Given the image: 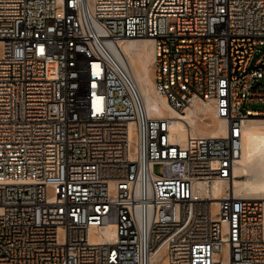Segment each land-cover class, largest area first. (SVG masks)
I'll return each instance as SVG.
<instances>
[{"label":"built area","instance_id":"built-area-1","mask_svg":"<svg viewBox=\"0 0 264 264\" xmlns=\"http://www.w3.org/2000/svg\"><path fill=\"white\" fill-rule=\"evenodd\" d=\"M127 38L226 133L172 139L108 48ZM258 45L264 0H0V264H264V202L213 191L264 120Z\"/></svg>","mask_w":264,"mask_h":264},{"label":"bare ground","instance_id":"bare-ground-1","mask_svg":"<svg viewBox=\"0 0 264 264\" xmlns=\"http://www.w3.org/2000/svg\"><path fill=\"white\" fill-rule=\"evenodd\" d=\"M108 48L133 77L148 114L171 118L172 139L183 142L189 133L192 140L197 133L213 137L226 133L224 120L215 115L210 103L195 100L184 113H180L156 92L153 76L154 50L150 38H127L120 40L118 44L108 42ZM225 187H229L236 198H257L264 202V120L248 119L246 122L243 128L242 156L235 166L233 178L229 182L225 179L216 181L213 189L215 196H220ZM103 234L104 236L93 239H112L113 226L106 225ZM154 259L159 260L160 257Z\"/></svg>","mask_w":264,"mask_h":264},{"label":"rangeland","instance_id":"rangeland-1","mask_svg":"<svg viewBox=\"0 0 264 264\" xmlns=\"http://www.w3.org/2000/svg\"><path fill=\"white\" fill-rule=\"evenodd\" d=\"M262 53H264V45H258L256 46V49H255V52H254V55H253V58H252V61L255 60L258 56H260ZM262 82V88L264 89V79L261 80ZM250 107H254V108H264V104L263 103H249L248 104ZM209 120V119H208ZM204 125H205V122L203 121L202 122ZM154 170L156 172L159 171V166L156 165L154 167Z\"/></svg>","mask_w":264,"mask_h":264}]
</instances>
